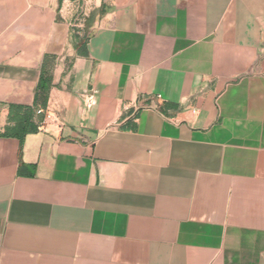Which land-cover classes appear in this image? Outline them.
Instances as JSON below:
<instances>
[{"label":"crops","instance_id":"crops-1","mask_svg":"<svg viewBox=\"0 0 264 264\" xmlns=\"http://www.w3.org/2000/svg\"><path fill=\"white\" fill-rule=\"evenodd\" d=\"M0 264H264V0H0Z\"/></svg>","mask_w":264,"mask_h":264},{"label":"trees","instance_id":"trees-1","mask_svg":"<svg viewBox=\"0 0 264 264\" xmlns=\"http://www.w3.org/2000/svg\"><path fill=\"white\" fill-rule=\"evenodd\" d=\"M61 3L62 0H58ZM81 1V0H78ZM102 12V11H101ZM86 41H84L79 49H77V55L82 57H87V52L85 49ZM48 59L45 58V64L41 68V73L39 77L38 84L36 86L33 107L24 108L21 106H11L10 116L13 120L14 126L8 128L3 136L5 137H15L20 141L28 134H33L39 131L44 119V114L40 115L37 120L34 119V112L37 109L42 111L45 110L47 105V99L49 95V90L52 85V77L48 70ZM18 113L21 115L18 116Z\"/></svg>","mask_w":264,"mask_h":264},{"label":"built area","instance_id":"built-area-1","mask_svg":"<svg viewBox=\"0 0 264 264\" xmlns=\"http://www.w3.org/2000/svg\"><path fill=\"white\" fill-rule=\"evenodd\" d=\"M50 122H54L56 123L57 122V118L54 117V115L52 113H45L44 114V119H43V123L41 125V127L39 128V130L42 128V126L45 124V123H50Z\"/></svg>","mask_w":264,"mask_h":264},{"label":"rangeland","instance_id":"rangeland-1","mask_svg":"<svg viewBox=\"0 0 264 264\" xmlns=\"http://www.w3.org/2000/svg\"><path fill=\"white\" fill-rule=\"evenodd\" d=\"M79 32H81V28H79ZM49 66H51V65H50V64H48V68H49ZM50 68H51V67H50ZM50 68H49V69H50Z\"/></svg>","mask_w":264,"mask_h":264}]
</instances>
